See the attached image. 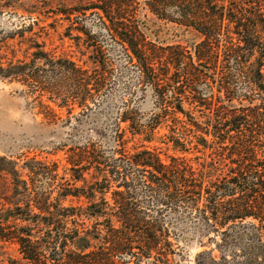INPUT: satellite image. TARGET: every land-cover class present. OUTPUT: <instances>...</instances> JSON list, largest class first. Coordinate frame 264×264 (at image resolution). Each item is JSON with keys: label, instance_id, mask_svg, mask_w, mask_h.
Wrapping results in <instances>:
<instances>
[{"label": "trees", "instance_id": "obj_1", "mask_svg": "<svg viewBox=\"0 0 264 264\" xmlns=\"http://www.w3.org/2000/svg\"><path fill=\"white\" fill-rule=\"evenodd\" d=\"M51 2L60 20L79 23L88 13L98 18L129 64L139 68L141 84L154 92L156 113L143 124L132 112L122 113L115 150L103 154L94 145L80 149L69 159L68 180L60 178L57 164L33 159L18 168V163L0 158V184L7 182L5 189L0 186V248L14 246L17 253L9 264L162 261L160 257L172 254L169 234L151 210H142L140 188L162 209L177 206L195 213L223 243L232 228L246 226L249 219L257 222L247 224L262 237L264 0ZM142 11L194 32L199 43L192 49L152 43ZM87 46L97 53L90 57L91 68L52 58L36 44L30 62H0V79L33 85L69 113L73 106L92 110L89 103L96 104L112 86L114 69L102 58L101 46ZM240 80L246 90L241 97L234 89ZM202 83L210 88L209 96L198 90ZM41 106L52 111L43 102ZM163 125L169 129L166 143L181 156L164 161L157 149H126L127 132L152 143ZM193 160L203 162L194 166ZM79 182L84 184L80 188L75 186ZM69 198H85L88 205L66 207Z\"/></svg>", "mask_w": 264, "mask_h": 264}, {"label": "rangeland", "instance_id": "obj_2", "mask_svg": "<svg viewBox=\"0 0 264 264\" xmlns=\"http://www.w3.org/2000/svg\"><path fill=\"white\" fill-rule=\"evenodd\" d=\"M56 1L62 3L64 0H53ZM70 2L73 0H65L67 4ZM56 8L51 0H0V62L5 66L10 62H30L31 53L35 51L32 48L39 44L52 58L71 59L80 66L91 68L90 57L97 54L93 45H97L102 47V58L109 68L114 69L112 86L96 104L89 103L92 110L73 106L69 113L67 108H59L58 104L49 101V94L42 93L41 96L33 85L0 79V158L18 163V168L33 159L51 167L57 164L60 178L68 180L72 176L69 171L71 156L90 145L100 153L111 154L116 148L115 133L121 114L132 112L133 118L143 124L156 113L157 100L154 92L141 84L139 68L129 64L120 47L104 32L97 17L88 13L87 18L73 24L60 20L62 17L55 15ZM140 18L145 22L144 31L149 41L158 46L182 45L192 49L200 41L194 32L159 21L147 11H142ZM78 35L81 40L75 39ZM241 81L234 86L239 97L246 93ZM210 85L215 91L216 85ZM198 90L209 96L210 88L205 84H200ZM41 102L52 111L44 109ZM235 104L241 107L239 103ZM120 128L126 130L127 124L121 123ZM166 135H169V129L164 125L155 130L152 143L144 141V136L133 138L127 132L126 149L132 153L142 145L157 149L164 161L169 156H181L166 143ZM198 162L203 160L192 163L197 166ZM85 178L90 179L88 174ZM83 185L82 182L75 184L78 188ZM0 186L5 189L7 182H1ZM138 194L142 210H151L167 230L172 251L167 258L160 257L162 261L151 258L141 264H264V232L261 237L247 224L258 225L256 221L249 219L246 226L232 228L223 243L222 237L210 233L195 213L177 206L162 209L142 188ZM111 197V194L106 196L110 202ZM87 205L85 198H69L64 202L66 207ZM16 256L14 246L0 248V264H9V258Z\"/></svg>", "mask_w": 264, "mask_h": 264}]
</instances>
